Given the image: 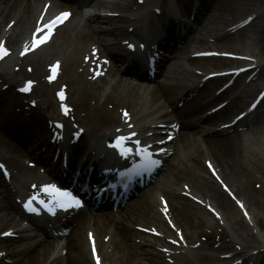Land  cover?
Segmentation results:
<instances>
[{"label": "bare ground", "instance_id": "6f19581e", "mask_svg": "<svg viewBox=\"0 0 264 264\" xmlns=\"http://www.w3.org/2000/svg\"><path fill=\"white\" fill-rule=\"evenodd\" d=\"M38 2L39 0H0V37H3L7 44H9L13 49L17 47L23 40H26L29 36V27L34 24L35 18L39 15L41 9L37 10L38 8ZM216 3L220 4V0H208V7H211V5H215ZM56 5L53 4L51 7L52 10H50V13L53 10L58 9L57 3ZM64 6L69 7L68 4H64ZM187 7V6H185ZM71 8V7H69ZM238 9V8H237ZM236 8L233 9L234 13L239 11ZM203 10V9H202ZM10 22H13V24L8 28V31H11V33L4 34L3 30L6 27V25ZM133 22H129V26H132ZM154 28V27H153ZM164 29V26L162 30ZM8 31L6 33H8ZM155 30H152L153 32ZM114 35L117 37L126 35V31H123L122 29H114L111 31ZM134 34V33H133ZM7 35V36H6ZM81 39L79 42H81L82 47L74 46L73 49H71L68 53L69 46L72 44L75 45V40H70L65 38L63 40V47L65 55L60 53L59 51L55 50L52 52L49 56V58L58 59L56 57H61L64 59V65H65V71L66 73H71L72 70H74L75 65L80 63V54L84 52L86 45L88 46V43L92 41L91 35L87 32H81ZM79 39V38H78ZM233 39H235L233 37ZM232 37L226 41V43H223L220 47H233L232 46ZM228 43V44H227ZM231 44V45H229ZM229 45V46H228ZM232 49V48H231ZM18 50V48L16 49ZM41 49L35 52L34 54H29L28 56H25L24 58H20L16 60L17 63H23L22 60L27 63H32L33 66V72L29 75L25 72H13L10 74H3L0 72V94L1 96H7L9 98H13L11 101L17 102L18 94L17 91L14 89L16 81L21 77L22 79H28L32 81L39 82L42 81L43 75H44V65L45 61L48 59L47 56H41L37 59H34L39 53ZM30 58V60H29ZM212 59H197L195 61H191V65H197L196 68H199L203 74L207 73H214L215 69H205L204 67H208L207 64L210 63ZM82 62V61H81ZM249 63L245 62L244 65H247ZM76 73V72H75ZM156 77V76H155ZM18 78V79H17ZM32 78V79H31ZM185 79L186 77L183 76ZM16 80V81H15ZM173 81L174 78L172 79ZM189 80V79H188ZM213 80L217 79H208V81L211 83ZM259 80H262L259 79ZM182 81L179 79L176 83ZM74 83L79 82V79H75L73 81ZM166 83L160 84L157 86V88L152 92L151 97H148V93L144 92L141 96L134 100L136 96L124 94L123 91H119L120 96H117L118 99H121V97H128L125 99L130 100L131 105L134 104L138 105L139 109L141 111H148L149 109L153 108L155 106L154 100L158 99V97L161 96H170L172 97L175 95L181 87L177 84L172 85H165ZM264 84V83H263ZM9 85V86H8ZM39 85H43V82H41ZM47 85V84H46ZM8 86L5 90H1V87ZM207 83L203 88H198L197 91L193 90L192 93H195V97L201 95L204 92V89L207 88ZM264 86V85H262ZM75 90L77 87H74ZM68 88V93H69ZM108 90L107 87L104 89H101V91L105 92ZM33 92L40 98L39 104L32 106L29 105L27 109L25 110L30 116L33 117V120L31 119H22L20 120L19 116H17L15 113H13L11 110H3L0 112V159L4 161L6 164L10 166V168L15 172L14 179L19 184L21 190L16 191L10 187H8L0 175V195H3L4 201L3 203H0V213L1 212H7V213H13L17 212V203L15 201V195L16 192H19L21 196H25L28 192V190H24L26 188L25 183L23 181L24 178V170L22 168L21 164V151L15 144H17L19 147L24 148L26 147L31 140H36L35 142L38 145H41L42 143H46L48 139V135L50 132V127L48 126V122L51 120H56V117L59 115H56V108H58V104L56 101L54 102L53 99H50L49 96L51 94L50 90L38 88L35 89ZM191 92L188 91L187 93L181 94V96L185 95L187 96L188 93ZM117 94V93H116ZM223 95V94H222ZM90 96V95H89ZM88 95H85L83 98H78L74 102L75 111H82L86 112L88 114L89 107L87 105ZM151 98V99H150ZM47 99L49 100L47 102ZM136 101V102H135ZM42 103L43 107L47 106L46 103H48L49 110H43V108L40 106ZM235 105L237 104L235 101L233 102ZM86 114V115H87ZM185 120L183 121V129H194L195 126H193L192 121L190 120V117H188L186 114ZM222 115H215L211 119L220 120ZM89 120H93L94 124H92L90 127L91 131L99 130V129H105V130H111V126L115 122V118H109L104 115V112H99V110H96L92 114H88L87 118ZM68 133V132H67ZM218 135L213 138L205 139L203 146L207 148L206 154L214 160L218 166L216 168L220 172L221 179H225L226 181H229V176L231 175V172L233 169L239 167V169H242V166L239 165L238 159L239 157H242L244 151L242 148V143H244L247 146H253L256 145L255 138L250 133L246 134H239L236 135H220V132H216ZM91 136L93 134H90ZM222 136V137H221ZM103 141L102 136H97L94 138L92 137V147L95 149L97 148V145L100 144L98 140ZM187 144H190L189 141V135L188 133L181 132L179 136L176 138V148L185 149L187 147ZM90 144H84L81 146L82 149L88 151V146ZM92 148V150H95ZM96 151V150H95ZM101 150L100 152H102ZM98 153V152H97ZM99 155V153H98ZM45 154H40L37 156V159L41 160L44 158ZM74 156L70 154V158L74 161ZM98 157V156H95ZM95 157L88 155L86 156V159L88 162H91L92 160H96ZM230 159L229 161H225L224 159ZM198 159L194 158L191 160V167L189 168L191 171L193 170L194 166L197 165L200 167L201 171L203 173H206L209 175L210 180L215 181L213 177H211V174L209 172V168L207 165H203L200 162H197ZM185 166L184 164H180V166ZM74 168L76 166L72 165ZM228 168L229 170H226ZM178 167L175 165H169L167 168V171L162 175L159 182V190L162 188V190L167 194L168 199L173 203V206L171 207V210H173V218L175 217V221L179 226H181L186 234V238L191 239L192 243L197 240V244L201 248H195L194 250L189 252V257L191 259H195V257L199 259H207V257L204 255L202 251H212L211 249L215 250H221L226 247H234V242L229 239L227 233L224 231L222 227H218L217 225L213 224L215 220L211 222L208 219H204L203 216H201L200 212H197V208L193 207L189 201L181 198L182 196H178L175 194V191H173L174 186L177 185V182L180 179H185V183L190 182L193 189H199L206 192V197H209L215 204L217 205V208L222 212L225 220L227 221L228 227L230 231L235 233L238 237H233L236 242L241 241L245 243H252L256 242V237L253 235V233L247 232L245 226L242 224L243 221L239 220V218H235L234 216L236 214H233L234 210L230 207L228 196L225 192H220L218 190V186L215 183L214 187L211 185L206 184L205 181H200L197 178L190 176H181V173H179ZM170 173L175 174L173 176L169 175ZM181 172V171H180ZM179 173V174H178ZM184 175V174H182ZM223 176V178H222ZM18 178V179H16ZM224 181V180H223ZM225 182V181H224ZM24 183V184H23ZM226 183V182H225ZM156 188V187H155ZM245 188L248 189V184L245 185ZM232 190V189H231ZM250 190L251 184H250ZM153 191V188H147L143 192L139 193L132 202H127L125 205L122 206V212L118 214L111 213H103L101 216L98 215L96 217V221L98 222V228H97V235L96 238L101 244L103 242L102 238L107 240L106 232L107 227L110 226V224H113L114 227V235L119 238V244H121L122 247H127L128 242L131 243V236H129V226L127 223L135 222L139 219H142L144 222L151 226H156L155 224H161L160 227L161 230H165L166 234L170 233V229L162 222V220H159L158 213H155V202L153 199L148 196V192ZM235 193L242 195L236 188ZM196 195V194H195ZM244 197V196H243ZM14 200V201H13ZM134 202V203H133ZM215 205V206H216ZM170 210V212H171ZM249 210V214H250ZM104 215V217H103ZM193 217L194 220L189 219V217ZM252 216V213L250 214ZM255 217L253 219H256L255 225L259 227L258 231H261L264 229V223L262 222V219L264 218V211H255ZM92 219L88 216H77L75 219H72V221H65L63 223L66 224V226H72L71 231L59 238V239H51L52 232H49L48 226H44L40 224L38 221H32V226L34 227V230L36 232V235L34 236V239L32 242L27 243L26 245H22L21 241H19V238L13 239V242L11 244L6 245L7 260H11V263H5L4 258L0 260V264H45L47 260L52 259V256L57 250H60L61 253L63 252L64 255H57L52 259V262L50 264H92L90 258V252H87L86 246H87V240L83 238L82 231L83 228H85L89 222V220ZM258 221V222H257ZM211 222V223H210ZM211 225V226H209ZM203 226L206 227L204 230ZM105 228V231H104ZM222 228V229H221ZM53 229H56V227H53ZM211 229V230H210ZM204 230V231H203ZM210 230V231H208ZM190 231L192 233H190ZM208 231V232H206ZM93 232L96 233V230L94 229ZM103 236V237H102ZM102 237V238H101ZM264 240V235L263 239ZM1 241V240H0ZM7 241V240H3ZM149 245V246H148ZM153 245L148 243V241H145L142 243V247L140 248V251L142 253H145L149 259L151 260V264H166L164 261L167 258H170L171 260L175 261V257L171 254L168 255H162L159 254L155 255L154 252L156 250L150 249ZM18 248V249H17ZM103 248V246H101ZM99 248L98 253L99 257L102 258V254L105 252L103 248L100 250ZM245 249H249V247L245 246ZM169 249V247H168ZM254 248H251V250H254ZM170 250V249H169ZM128 252L130 254H133L134 251H130V245ZM89 254V257H88ZM243 253V255H245ZM241 257V256H239ZM238 257V258H239ZM17 259V260H16ZM246 262H252L255 264H264V250H259L256 255H252L250 257L245 258ZM180 263V262H177ZM103 264V262H102ZM169 264V263H168ZM243 264V263H242Z\"/></svg>", "mask_w": 264, "mask_h": 264}, {"label": "rangeland", "instance_id": "374dc122", "mask_svg": "<svg viewBox=\"0 0 264 264\" xmlns=\"http://www.w3.org/2000/svg\"><path fill=\"white\" fill-rule=\"evenodd\" d=\"M134 3L135 0H94L93 7L100 11L103 10L117 11L122 16L125 17L124 13L126 11L131 10ZM234 8L236 9L238 8L237 9L238 11L240 9L241 12L234 13L233 11ZM253 12L258 13V18L255 19L246 29L239 32H235L234 35L224 38L226 33L225 30L232 23L239 20L244 15ZM85 24H87V22L81 18V13L79 11L76 12L72 21L69 24H67L65 28L60 30V32L58 33L56 38L52 41V43L47 45L44 49H42V51L34 59H37L38 57L41 56H47L48 59L45 61V65H46L47 62L50 61L49 58L50 54L55 50L59 51L58 46L61 43V39L65 36H69L73 38L77 34V31L83 27L85 30H87V28L84 26ZM195 28H196L195 31L188 36L187 42L184 45L186 48V49L184 48V51L186 52H184L183 56H179L180 58L188 59L189 58L188 55L191 53V51L194 50H200L206 48L219 49L221 48L220 46L223 43H226V41H228L229 38L232 37L233 39L234 37L235 39H233L232 41L233 47H224L221 48L220 50L233 51L238 53L240 56L247 57L250 59H259V60L264 59V0H220V4L216 3L215 5L211 6L209 11H207L200 17L199 23L196 24ZM210 38H214L215 41L214 42L209 41ZM75 45L78 46V42H76ZM72 47L73 45L70 46V49H72ZM59 52L64 54V49L63 51H59ZM13 58L10 59V61H8L5 64V66L2 68V70H4L2 71V73L5 71H9V72L12 71V68L16 63ZM231 61L223 60V59H213L209 61L210 63L207 64L208 67L205 68L223 69V68H231L232 66L241 64L238 61L237 62L233 60ZM169 63L170 65H168L166 69H164L165 73H163L162 76L158 78V82L153 83L149 88H147V85L143 87L137 85L135 82L134 83L125 82L124 80L114 82L112 81V78L114 76L110 75L106 77L110 81L109 82L110 89L105 91L102 96L100 95V93H101V88H103L105 82L107 81L105 78L97 82H89L88 81L89 77L86 69H81V73L79 74L75 73L74 70H72L71 73L67 74L65 69H63V67L58 84H53L49 86H45L43 84V85H38L37 87L50 90L51 94L49 98L51 99L53 98L55 90L60 88L58 87L60 83H64V85H66L67 88L70 87L68 94H69V100L72 104H74L76 99L83 98L86 95V92H88L89 93L88 96L89 95L90 96L87 105L94 110H100L101 106H103L105 102L107 103V101L111 102L114 105L122 103V101L120 100H114L115 97H117L116 93L118 92L119 89L120 90L125 89L124 90L125 95L130 94L132 96H136V98H134V100H136L139 97V95L141 96L144 92H147L148 94L150 93L149 95L151 97L152 92L156 89V86H158L159 84L162 83H168L169 85L177 84L182 88L184 85L187 84L186 82L188 81V79L193 80V77L191 76L193 72L191 73V70H188V68L190 67L189 64H186L185 62H182L180 59H176V58L172 59L171 62ZM20 66H21V70L23 71V69L26 66V63L25 64L22 63L20 64ZM63 66L65 68V65ZM262 74H263L261 77L262 80H257L255 83H252L248 86L243 85V83H239L238 86L236 87V90L239 89L241 91V95L245 94L246 96H248L247 99L253 98L256 95L258 89L262 87L264 83V69ZM183 76L186 77L185 80L176 83L179 79L183 78ZM173 78L175 81L172 80ZM75 79H79V82L74 83L73 81ZM219 84H221V82L220 83L213 82L212 84L213 89L218 87ZM74 87H77L76 90ZM234 91L235 90L232 89L229 95L231 94L233 95V93H235ZM31 98H33L34 100H39L35 92L33 93V96ZM48 101L49 100L47 99V102ZM133 106L136 111L139 110L138 105L134 104ZM232 108L235 107L232 106ZM74 112H75V116H78L79 118L86 121L88 125H90L88 123L89 120L87 121L86 119V116L80 114L79 111H74ZM90 112H93V110ZM90 112H88V114H90ZM108 112L110 113V115L113 113L115 115V118H117V113L115 114L114 110ZM87 124H84L86 127V131L89 129L87 128ZM213 125L214 122L210 121L205 125L198 126V129L192 131L191 135H189L190 144H187V147L185 149H181L180 151H178L176 157L169 160L168 165L171 164L177 166L180 164H184V165H188L189 167L190 164L189 162L191 161V159L196 155L198 157L200 156V153L202 152V141L203 139L208 137L206 135L207 132L210 131L208 129L209 128L212 129ZM248 132H250V134L254 136L257 149L242 143L241 145L242 148L245 146V148H243L244 153L242 157H239L238 159V163L239 165L242 166V169H239V167H237L233 169L231 175L228 176L230 183L234 185L233 188H236L242 194L241 195L242 197L244 196L243 199L246 202L247 209L249 208L250 212L252 213V218L250 217L249 221H251L252 223H256V219H254L253 221V218L255 217L254 215L255 211H261V212L264 211V106L263 105H262V114L256 118L255 123L252 125V127H250ZM87 135H89L88 131L86 136ZM230 159L225 158L224 160L229 161ZM226 170L229 169L226 168ZM180 171L181 174H184L182 176H190L193 174L192 172L189 171L188 168H186L183 165L180 166ZM162 173H160V175L155 180V183L157 182V186L159 185L158 178L161 176ZM246 184H248V189L245 188ZM250 184L252 190H250ZM8 185H11L13 187L11 182L8 183ZM199 194L204 195L201 193ZM4 200H5L4 197L0 195V203H3ZM229 203L231 208L235 209L234 203L231 200L229 201ZM202 211L203 213L205 212L203 209ZM233 212H234L233 214H236L234 216L235 218L238 217L239 220L243 221L242 224L247 229L246 231L250 233L253 232L254 236L256 237V240H260L258 241V243L252 242L249 245L251 247L257 248L258 247L257 245L264 242V240H262L264 235V229L261 231H258L257 229L255 230V228L259 229V227H257L254 224L251 225V223H248L249 221L247 219H244L241 216V214L237 211V209H235ZM13 215H15V213H10V214L6 212L0 213V229L3 226H6L10 222H12L11 216ZM262 222L264 223V218L262 219ZM29 233L31 232H23L22 235L25 236ZM190 233L192 232L190 231ZM226 233L230 239H232L233 237H238L234 232L232 233L228 227L226 228ZM154 242L159 244L162 241L154 239ZM152 244L154 245L153 242Z\"/></svg>", "mask_w": 264, "mask_h": 264}, {"label": "snow or ice", "instance_id": "6c2138e0", "mask_svg": "<svg viewBox=\"0 0 264 264\" xmlns=\"http://www.w3.org/2000/svg\"><path fill=\"white\" fill-rule=\"evenodd\" d=\"M63 16H67L68 15V13H63L62 14ZM39 31V30H38ZM34 46H35V44H34ZM130 47H131V45H129ZM26 90V89H25ZM120 141H121V143H119L118 145H116V147L118 148V150L119 149H123L125 146H124V144L122 143V141H123V137H121V138H118ZM127 154V152L126 151H121V155H126ZM64 195L65 196H68V194L67 193H64ZM61 206H63V205H61ZM26 207H27V205H26Z\"/></svg>", "mask_w": 264, "mask_h": 264}]
</instances>
